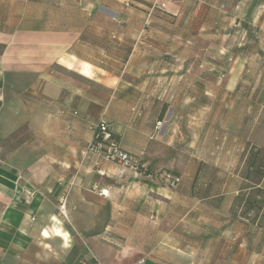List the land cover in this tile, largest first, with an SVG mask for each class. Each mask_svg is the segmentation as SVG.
Segmentation results:
<instances>
[{"label":"crops","instance_id":"0c3cea01","mask_svg":"<svg viewBox=\"0 0 264 264\" xmlns=\"http://www.w3.org/2000/svg\"><path fill=\"white\" fill-rule=\"evenodd\" d=\"M241 1L0 0V264H264V176L226 181L184 137L215 108L184 49ZM102 117L155 178L86 153Z\"/></svg>","mask_w":264,"mask_h":264},{"label":"rangeland","instance_id":"374dc122","mask_svg":"<svg viewBox=\"0 0 264 264\" xmlns=\"http://www.w3.org/2000/svg\"><path fill=\"white\" fill-rule=\"evenodd\" d=\"M240 5L234 10L240 25L217 29L209 40L201 36L193 47L184 49L186 57L198 59L187 65L196 73L193 86L200 89L195 101L215 105L208 118L201 111L197 121H188L192 125L184 128V137L195 139L201 150L196 154L201 162L195 163L220 168L226 181L238 171L245 177L246 167L257 155L247 179L255 185L262 179L258 171L264 174V0H242ZM208 87L215 88L209 97L202 93ZM214 174L203 178L216 181L219 177Z\"/></svg>","mask_w":264,"mask_h":264},{"label":"built area","instance_id":"2783aa9c","mask_svg":"<svg viewBox=\"0 0 264 264\" xmlns=\"http://www.w3.org/2000/svg\"><path fill=\"white\" fill-rule=\"evenodd\" d=\"M94 137L88 144L86 153H93L101 160L113 163L123 169L130 170L134 173L144 175L147 178L153 179L156 175L152 173L143 174L140 170L146 169L140 158L130 153L125 152L119 147L118 141L115 139L109 123L102 117L92 127ZM158 178L169 188H175L180 183L181 178L170 172H161ZM100 195L106 196L107 191L101 190ZM79 264H89L86 261H81Z\"/></svg>","mask_w":264,"mask_h":264},{"label":"trees","instance_id":"16d2710c","mask_svg":"<svg viewBox=\"0 0 264 264\" xmlns=\"http://www.w3.org/2000/svg\"><path fill=\"white\" fill-rule=\"evenodd\" d=\"M93 137H94V135H93ZM115 139L118 141V139L116 137H115ZM256 158H257V155H254V159H253L252 163L246 167V172H247L245 175L246 179H248V172L250 170H252L255 166L254 160H256ZM260 166L261 165H259V167ZM140 172H143V174L151 173L148 168H146L144 171L140 170ZM172 174H174V173H172ZM174 175H176V174H174ZM263 175L264 174L262 171H258L259 179H261L263 177ZM252 195H253L252 197L248 198L245 201L247 211H252V210H256V209L258 212L261 209H263V211H264V190H262L261 188H255V189H253ZM257 197H258V199H257Z\"/></svg>","mask_w":264,"mask_h":264}]
</instances>
